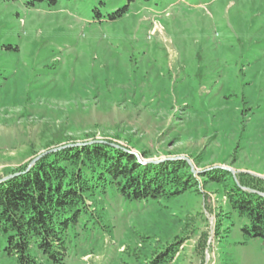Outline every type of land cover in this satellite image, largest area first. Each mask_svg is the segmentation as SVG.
Segmentation results:
<instances>
[{"label": "rangeland", "instance_id": "rangeland-1", "mask_svg": "<svg viewBox=\"0 0 264 264\" xmlns=\"http://www.w3.org/2000/svg\"><path fill=\"white\" fill-rule=\"evenodd\" d=\"M29 2L0 0V181L108 142L142 164L184 157L199 180L169 202L102 194L110 231L79 225L65 264H147L167 248L165 264H264V238L200 175L264 176V0ZM5 246L0 234V264H15Z\"/></svg>", "mask_w": 264, "mask_h": 264}, {"label": "trees", "instance_id": "trees-1", "mask_svg": "<svg viewBox=\"0 0 264 264\" xmlns=\"http://www.w3.org/2000/svg\"><path fill=\"white\" fill-rule=\"evenodd\" d=\"M57 1L29 3L52 6ZM16 173L0 181V234L15 264H65L79 225L85 231L91 224L109 232L105 208L98 200L108 191L129 202H169L199 184L184 159L142 164L112 142L60 148L6 176ZM200 175L222 185L231 210L247 220L244 233L264 238V197L242 188L264 192V179L240 173L238 183L231 172L220 169ZM166 250L155 253L147 264H165L171 257Z\"/></svg>", "mask_w": 264, "mask_h": 264}, {"label": "water", "instance_id": "water-1", "mask_svg": "<svg viewBox=\"0 0 264 264\" xmlns=\"http://www.w3.org/2000/svg\"><path fill=\"white\" fill-rule=\"evenodd\" d=\"M104 142V141H103ZM76 145V144H75ZM113 145H115V146H117L118 147V145H116V144H113ZM68 146H71V145H67V146H61V147H58V148H55V149H53V150H51V152L52 151H56L57 149H60V148H62V147H68ZM46 154V153H45ZM43 155V154H42ZM42 155H40V156H38V157H36L32 162H31V165L29 166V167H31ZM184 157H177V159H183ZM173 159V158H172ZM190 163V162H189ZM191 166H192V164H191ZM217 168H219V169H223V170H226V171H229V172H233V170L230 168V167H227V166H217ZM16 175H18L17 173L16 174H14V175H11V176H8V177H6V178H4L3 180H7V179H9V178H11V177H14V176H16ZM259 177H263L264 178V176H259ZM243 189H245V190H248V191H250V192H255V193H258L259 195H261V196H263L264 197V192H260V191H257V190H254V189H251V188H246V187H242Z\"/></svg>", "mask_w": 264, "mask_h": 264}]
</instances>
